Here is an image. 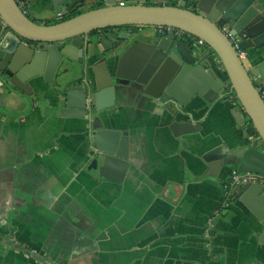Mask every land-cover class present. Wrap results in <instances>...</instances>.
<instances>
[{
  "label": "crops",
  "instance_id": "crops-1",
  "mask_svg": "<svg viewBox=\"0 0 264 264\" xmlns=\"http://www.w3.org/2000/svg\"><path fill=\"white\" fill-rule=\"evenodd\" d=\"M82 2L75 11L105 6L104 0ZM24 7L39 24L57 21L49 0ZM129 29L105 35L126 47L151 32L131 28L133 36L121 38ZM246 52L247 67L264 58V49ZM213 67L225 76L221 65ZM126 92L107 110L114 120L107 127L130 133L132 165L116 182L115 172L100 179L89 169L95 148L88 123L59 115L55 95L24 101L9 94L2 102L0 85V264H264L263 223L233 200L234 193L224 204L234 168L213 178L202 159L215 147L229 151L256 138L236 95L213 102L195 96L186 110L200 129L176 137L165 109Z\"/></svg>",
  "mask_w": 264,
  "mask_h": 264
},
{
  "label": "water",
  "instance_id": "water-1",
  "mask_svg": "<svg viewBox=\"0 0 264 264\" xmlns=\"http://www.w3.org/2000/svg\"><path fill=\"white\" fill-rule=\"evenodd\" d=\"M24 1L33 5L39 0ZM49 1L57 18L51 25L33 21L16 0H0L2 102L9 94L25 101L51 92L59 115L88 123L95 148L89 169L100 179L115 172L114 180L121 182L132 161L129 131L107 127L114 124L107 110L117 96L131 90L154 101L172 116L170 128L181 137L200 129L186 110L195 96L213 102L234 93L257 137L229 151L215 147L202 159L213 178L224 167L252 174L248 184L234 187L233 200L263 223L259 240L264 244V99L259 91L264 88V58L247 67L227 35L240 40V49L263 53L264 0H199L196 8L191 0L178 6L104 0V7L71 18L83 7L82 0ZM119 27L169 29L149 32L124 47L103 32ZM95 32L96 41L91 40ZM133 33L129 29L120 37L128 40ZM213 63L221 65L225 76L215 72Z\"/></svg>",
  "mask_w": 264,
  "mask_h": 264
},
{
  "label": "built area",
  "instance_id": "built-area-1",
  "mask_svg": "<svg viewBox=\"0 0 264 264\" xmlns=\"http://www.w3.org/2000/svg\"><path fill=\"white\" fill-rule=\"evenodd\" d=\"M17 4L20 6V8L22 9V11L25 13V1L24 0H16ZM123 5V4H122ZM169 28L166 27H155V28H151V32L155 31L158 33H162L166 30H168ZM150 30V29H149ZM227 35L229 37V39L231 40L234 48L237 50L238 55L240 57V59L244 62V64L247 66L246 60H247V52L245 50L240 49V40L238 38H236L235 36H233L230 32L227 31ZM200 44H203V42L201 40H199ZM260 94L262 96V98L264 99V88H259ZM257 137V136H256ZM251 176L252 174L250 173H240L236 168H234L231 173H230V177H229V186L226 190L225 193V205H228L226 198L228 196H230V194L233 193V189L236 185H244V184H248L251 180Z\"/></svg>",
  "mask_w": 264,
  "mask_h": 264
},
{
  "label": "trees",
  "instance_id": "trees-1",
  "mask_svg": "<svg viewBox=\"0 0 264 264\" xmlns=\"http://www.w3.org/2000/svg\"><path fill=\"white\" fill-rule=\"evenodd\" d=\"M79 14H81V12H79V11H75L74 13H72L71 15H69L68 18H71V17L76 16V15H79ZM113 29H115V28H111V29H108V30H104L103 32L111 31V30H113ZM119 29H123V27H119ZM95 33H98V32H95ZM248 124H249V126H250L251 131L253 132V134H254L255 136H257L256 132H255L254 129L252 128V125H251V122H250L249 119H248ZM228 186H229V185H228Z\"/></svg>",
  "mask_w": 264,
  "mask_h": 264
},
{
  "label": "rangeland",
  "instance_id": "rangeland-1",
  "mask_svg": "<svg viewBox=\"0 0 264 264\" xmlns=\"http://www.w3.org/2000/svg\"><path fill=\"white\" fill-rule=\"evenodd\" d=\"M125 28H128V27H123V29H125ZM133 28L135 29V28H137V27H133Z\"/></svg>",
  "mask_w": 264,
  "mask_h": 264
},
{
  "label": "flooded vegetation",
  "instance_id": "flooded-vegetation-1",
  "mask_svg": "<svg viewBox=\"0 0 264 264\" xmlns=\"http://www.w3.org/2000/svg\"><path fill=\"white\" fill-rule=\"evenodd\" d=\"M128 29H129V27H128ZM131 29V28H130ZM248 56V55H247ZM248 66V65H247ZM250 68V67H249Z\"/></svg>",
  "mask_w": 264,
  "mask_h": 264
}]
</instances>
